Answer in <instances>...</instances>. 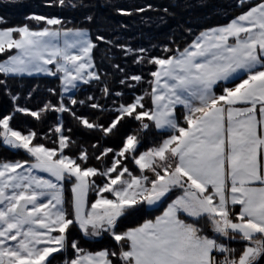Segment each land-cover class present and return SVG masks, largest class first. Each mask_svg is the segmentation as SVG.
I'll use <instances>...</instances> for the list:
<instances>
[{
  "label": "snow or ice",
  "instance_id": "6c2138e0",
  "mask_svg": "<svg viewBox=\"0 0 264 264\" xmlns=\"http://www.w3.org/2000/svg\"><path fill=\"white\" fill-rule=\"evenodd\" d=\"M18 6L0 0V264H264V0L195 21L209 0ZM115 16L164 39L134 46Z\"/></svg>",
  "mask_w": 264,
  "mask_h": 264
},
{
  "label": "trees",
  "instance_id": "16d2710c",
  "mask_svg": "<svg viewBox=\"0 0 264 264\" xmlns=\"http://www.w3.org/2000/svg\"><path fill=\"white\" fill-rule=\"evenodd\" d=\"M114 2L128 7L132 4H143L146 2V0H114ZM152 2H162V0H152ZM195 2V0H193ZM222 0H209V7L206 8H197L192 11L191 17H189V13L185 12L183 13L184 19H191L193 21L196 20L197 17H202L204 15H210L212 13L213 7L218 6ZM19 6L16 8L8 9L7 10V15L8 18L13 22V23H21L23 22V18L25 15L31 13V12H49L51 10L41 8L39 6L40 0H18ZM0 14H4V10L0 9ZM114 23H124L129 25V30L124 33L126 37L132 38V43L133 45H143V46H149L150 43L156 42L155 40L149 41L147 39V35H153L156 37L157 40H163L164 37L160 35V32L157 31L155 28H150L146 25L141 24L140 18L139 17H133L131 19L127 17H122V16H115L114 17ZM203 22V21H202ZM207 23H216L217 22V17L212 16L211 20L206 21ZM175 22H173L174 24ZM192 27L194 28H199L200 23L193 22ZM161 31H167V29H162ZM97 59L99 60L102 52L98 51L96 53ZM44 83H54V81H51V78L48 80L43 81ZM0 103H3L0 101ZM20 123H23V118L21 117L18 120V125ZM70 123V120H69ZM0 155H8L9 158H15L12 157L11 154L9 153H4L0 151Z\"/></svg>",
  "mask_w": 264,
  "mask_h": 264
}]
</instances>
